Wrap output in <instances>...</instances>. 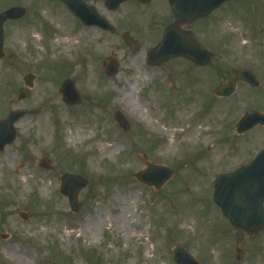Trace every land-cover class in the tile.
Segmentation results:
<instances>
[{
	"label": "rangeland",
	"instance_id": "374dc122",
	"mask_svg": "<svg viewBox=\"0 0 264 264\" xmlns=\"http://www.w3.org/2000/svg\"><path fill=\"white\" fill-rule=\"evenodd\" d=\"M15 5L27 13L4 25L0 118L16 109L25 116L15 124L17 139L0 152V264H17L11 254L25 249L29 264H152L144 260L141 246L148 239L152 255L163 261L159 264H175L176 246L186 248L201 264H264V228L254 236L232 226L212 197L220 174L249 163L264 147V126L236 132L244 112H264V0H232L190 28L213 52L207 66L177 58L159 67L149 66L146 56L161 34L152 39L154 25L138 10L105 14L110 20L118 16L120 24L116 32H106L85 28L58 0H0V12ZM62 26L79 34L71 51L53 44ZM124 31L136 38L140 50L131 51ZM110 58L120 62L114 77L104 68ZM238 68L253 70L259 86L239 82L231 96H216V86ZM140 72L149 77H142L130 95L138 107L148 112L158 108L165 123L194 102L193 109H186L184 126L208 117L213 130L186 141L184 135L177 136L175 146L166 149L172 135L155 131L138 112L115 103L118 90ZM28 73L34 74L32 86L26 83ZM85 73L92 76L88 86ZM68 78L75 80L80 104L63 101L60 88ZM40 85L45 88L34 99ZM118 111L130 123L129 130L115 119ZM39 120L49 125L48 136ZM68 128H82L88 137L72 139ZM103 140L118 144L115 153L100 157ZM43 159L51 162L50 170L39 165ZM148 162L174 171L160 189L134 176L148 168ZM65 173L79 174L88 182L80 192L82 208L77 213L60 192ZM43 181L50 183L47 189ZM116 196L132 201L119 217L113 209L119 204ZM98 207L104 208V218L87 237L81 227ZM118 223L131 230L128 239ZM141 229L139 238L132 230Z\"/></svg>",
	"mask_w": 264,
	"mask_h": 264
},
{
	"label": "water",
	"instance_id": "95a60500",
	"mask_svg": "<svg viewBox=\"0 0 264 264\" xmlns=\"http://www.w3.org/2000/svg\"><path fill=\"white\" fill-rule=\"evenodd\" d=\"M71 11L80 17L87 25L95 24L104 29H112L110 23L100 15L90 11L80 0H62ZM124 0H107L110 8L115 9ZM147 1V0H143ZM227 0H194L196 6L182 8L180 0H170L173 11L178 20L170 25L163 33L159 44L147 54L150 65H160L163 62L184 56L197 65L208 64L212 58V52L201 47L195 40L192 32L181 30L182 23H191L196 17L207 15L211 10L218 8ZM25 14V9L19 6L9 8L0 13V57L3 56L4 23L6 19H18ZM125 40L131 49L136 52L139 46L133 38L125 35ZM109 76L117 75L119 62L111 59L105 64ZM28 83H31L33 75L28 74ZM245 81L252 86H258L259 82L252 70L240 69L229 80L222 83L216 90L219 96H229L235 91L236 83ZM65 101L68 104H78L81 96L75 88L72 80H67L62 88ZM24 97V94H21ZM23 110H13L9 115L0 120V151L13 143L17 137L15 123L24 116ZM120 126L128 130L130 125L121 112L115 115ZM257 124L264 125V113L258 111L246 112L237 123V131L244 133ZM46 169L51 168L49 161L41 162ZM170 167L148 163V168L138 171L135 176L149 186L160 189L173 175ZM61 192L69 197L73 212L81 209L79 200L80 191L87 185V180L79 175L65 174L62 179ZM213 198L220 206L226 218L237 228L256 235L264 228V148L247 165H242L233 172L221 174L215 181ZM26 218V215H25ZM176 264H200L192 254L184 249L175 247Z\"/></svg>",
	"mask_w": 264,
	"mask_h": 264
},
{
	"label": "bare ground",
	"instance_id": "6f19581e",
	"mask_svg": "<svg viewBox=\"0 0 264 264\" xmlns=\"http://www.w3.org/2000/svg\"><path fill=\"white\" fill-rule=\"evenodd\" d=\"M59 32L56 34V39L53 41V44H56L57 46H62L65 50L71 51L74 46H76L78 42V36L79 34H76L73 30L68 29L65 26L59 27ZM36 33V31H35ZM35 40L39 42L41 40V37L34 36ZM238 40V39H237ZM247 42H244L246 44ZM17 61V60H16ZM139 77L133 78L130 82L126 83L125 86L121 87L117 94V98L115 100V103L119 106L124 107L127 109L130 113L138 112L140 114V117L147 121L151 126L155 127V131H161L165 135H172L173 140H171L167 146L166 149H171L175 146L177 143L176 137L177 136H185V141L191 139V137H194L197 134H203V133H209L211 130H213L212 124L209 123V118L202 119L198 121V123L194 122V124L185 127L184 126V118L186 114V109L191 108L193 109L195 103H191L187 106H185V110L181 113L180 110L177 112L176 119H171L165 123H162L163 118L161 117V111L158 108L153 109L151 112H148L145 110L144 106L138 107L131 99L130 95L134 91L135 86L140 85V81L142 77H149V74L147 72H140ZM17 80H20V75L17 76ZM84 81L87 83V86L92 83V76L85 73L84 75ZM45 88L44 85H40L35 89V95L34 99H36L40 92L43 91ZM163 95V92L158 93V97H161ZM157 96L153 95V93L150 95V98L152 100H155ZM149 102V100H148ZM182 114V115H181ZM87 120V119H83ZM40 124V127L42 131H44V134L48 136L50 134L49 125L47 123H42L41 120L38 121ZM192 134L187 135V132ZM67 132L69 133V136L76 140H82L85 137H88V134L86 131H84L82 128L77 129L76 131H71L69 128L67 129ZM45 145V143H41L40 146ZM118 149V144L115 141L108 142L106 140H103L100 143V157H107L108 155H112L115 153V151ZM26 181H28V177H26ZM44 189H47L48 186H50V183L47 181H43L42 184ZM119 204L118 206L113 207V209L116 211L117 217L123 216L126 214V211L130 207L132 201L126 198H122L119 196H116ZM104 208L98 207L93 215L86 219L83 223V226L81 227V231L83 234L87 237H90L93 235V229L96 226H99L100 221L104 218ZM188 221H185L184 224H187ZM140 223H138L136 226H139ZM118 229L119 232L128 239L132 232L131 230L128 231L127 228L123 225V223H118ZM135 233L138 234L139 238L142 237L143 231L142 229L140 231L138 230H132ZM142 247L145 249L144 253V260L149 261L152 264H159L160 262H163L161 258L156 257L152 255L153 247L149 246V239L141 244ZM29 255L28 249L22 250V252H15L12 253L11 256L17 261V264H29V261L27 260V257Z\"/></svg>",
	"mask_w": 264,
	"mask_h": 264
},
{
	"label": "flooded vegetation",
	"instance_id": "af4514ba",
	"mask_svg": "<svg viewBox=\"0 0 264 264\" xmlns=\"http://www.w3.org/2000/svg\"><path fill=\"white\" fill-rule=\"evenodd\" d=\"M80 1L84 2L85 5L93 8L95 11H98L101 15H104V16H106L105 14H110V12L116 13V12H119L120 10L122 11L121 13H119V16H122L125 13H130L133 10H138L143 17L146 16L145 19L149 20L152 23L151 25H154V30H153L154 38L158 36L161 31H163L165 28H167L170 24H172L176 20V17L171 8L170 0H148V1L125 0L115 10L109 9V7L107 6L106 0H80ZM180 2H181L182 8L192 9L191 7H194V0H180ZM213 12H211L207 17H204V18L197 17L189 27L184 25L182 26V28H191V27H193V29L197 28L198 24L204 23L206 20H208L210 16L213 14ZM117 18L118 16L116 18L115 16L111 18V22L114 25V29L112 32H116V28H115L116 25L120 26V24H118V22L116 21ZM79 22L82 26H85L80 20ZM121 25L123 27H128L126 24H121ZM96 28L102 30L99 27H96ZM126 32H129V31H124V34ZM193 32L195 36L197 37V31L193 30ZM124 34H123V40H124Z\"/></svg>",
	"mask_w": 264,
	"mask_h": 264
}]
</instances>
